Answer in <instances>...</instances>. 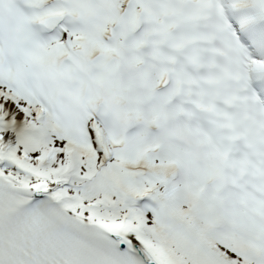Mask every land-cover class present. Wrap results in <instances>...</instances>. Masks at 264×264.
Here are the masks:
<instances>
[{
    "label": "snow or ice",
    "instance_id": "snow-or-ice-1",
    "mask_svg": "<svg viewBox=\"0 0 264 264\" xmlns=\"http://www.w3.org/2000/svg\"><path fill=\"white\" fill-rule=\"evenodd\" d=\"M0 264H264V0H0Z\"/></svg>",
    "mask_w": 264,
    "mask_h": 264
}]
</instances>
